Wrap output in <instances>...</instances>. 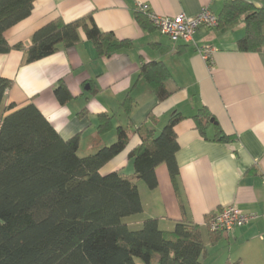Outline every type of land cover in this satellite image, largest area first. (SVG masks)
Returning a JSON list of instances; mask_svg holds the SVG:
<instances>
[{"label": "crops", "instance_id": "obj_1", "mask_svg": "<svg viewBox=\"0 0 264 264\" xmlns=\"http://www.w3.org/2000/svg\"><path fill=\"white\" fill-rule=\"evenodd\" d=\"M242 1L264 8V0ZM224 2L38 0L28 18L5 32L11 47L28 49L33 35L57 19L72 23L87 16L101 31L133 45L109 58L100 57L82 34L76 46H61L34 63L26 62L22 50L0 54V80L12 82L2 113L11 104L17 108L34 104L62 139L80 137L81 157L115 143L118 129H125L126 149L101 169L103 175L125 176L134 175L130 154L141 142L137 130L147 125L160 133L174 114H180L183 120L175 127L178 192L168 167L159 166L155 190L136 181L143 212L124 223L139 230L146 220L158 219L159 228L169 233L177 223H193L200 227L206 247L201 264H264V49L239 51L238 43L246 34L243 19L230 26L199 29L195 44L175 42L136 19L142 5L159 17H196L206 8L219 17ZM206 44L217 50L212 66L198 53L197 47ZM153 63L168 71L164 87L170 95L164 101L141 75L142 68ZM60 84L72 96L66 104L55 94ZM203 108L211 116L202 123L204 133L194 120ZM101 115L111 123L103 134ZM219 132L229 141L216 140ZM230 206L259 218L234 232L213 234L208 219Z\"/></svg>", "mask_w": 264, "mask_h": 264}, {"label": "trees", "instance_id": "obj_2", "mask_svg": "<svg viewBox=\"0 0 264 264\" xmlns=\"http://www.w3.org/2000/svg\"><path fill=\"white\" fill-rule=\"evenodd\" d=\"M37 1L0 0V54L22 50L26 62L34 63L55 54L61 46H76L82 34L100 57L109 58L133 45L101 31L92 16H87L72 23L57 19L33 35L28 49L11 47L5 32L28 18ZM136 19L144 28L157 29L147 13L139 11ZM242 19L246 34L238 43L239 51L261 52L264 8L225 0L217 27ZM141 75L159 101L168 98L164 87L168 71L162 64L144 66ZM11 87L10 80H0V264H201L206 247L198 225L180 222L169 233L159 228L158 219L146 220L139 230L124 223L143 212L136 181L155 190L159 166L168 167L178 192L175 127L183 120L180 114H174L160 133L147 125L137 130L141 142L130 154L133 176L118 172L103 175L101 169L128 145L125 129H118L115 143L81 157L80 137L62 139L34 104L21 108L11 104L3 114ZM55 94L61 104L72 99L63 84ZM204 119L211 120L205 108L194 117L202 133ZM109 120L100 116V134L110 128ZM215 139L229 141L221 132Z\"/></svg>", "mask_w": 264, "mask_h": 264}, {"label": "built area", "instance_id": "obj_3", "mask_svg": "<svg viewBox=\"0 0 264 264\" xmlns=\"http://www.w3.org/2000/svg\"><path fill=\"white\" fill-rule=\"evenodd\" d=\"M140 11L148 14L153 25L163 35L168 36L175 42H183L185 44H195L194 37L199 29H213L218 25L217 17L208 8L203 9L196 17H188L184 14L172 18L159 17L151 12L148 5H142ZM197 48L202 59L212 66L214 55L217 52L216 48L208 44ZM258 218V215L244 214L236 206H230L217 213L210 220L209 227L213 233H231L236 229L245 227Z\"/></svg>", "mask_w": 264, "mask_h": 264}, {"label": "rangeland", "instance_id": "obj_4", "mask_svg": "<svg viewBox=\"0 0 264 264\" xmlns=\"http://www.w3.org/2000/svg\"><path fill=\"white\" fill-rule=\"evenodd\" d=\"M139 264H142L141 262L138 261Z\"/></svg>", "mask_w": 264, "mask_h": 264}, {"label": "water", "instance_id": "obj_5", "mask_svg": "<svg viewBox=\"0 0 264 264\" xmlns=\"http://www.w3.org/2000/svg\"><path fill=\"white\" fill-rule=\"evenodd\" d=\"M213 122V121H212Z\"/></svg>", "mask_w": 264, "mask_h": 264}]
</instances>
